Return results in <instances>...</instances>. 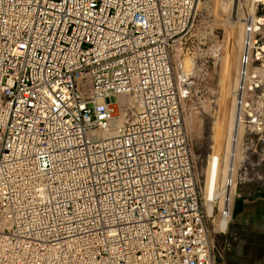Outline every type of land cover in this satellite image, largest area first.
<instances>
[{
	"label": "built area",
	"instance_id": "built-area-1",
	"mask_svg": "<svg viewBox=\"0 0 264 264\" xmlns=\"http://www.w3.org/2000/svg\"><path fill=\"white\" fill-rule=\"evenodd\" d=\"M199 2L0 0V264H223L238 184L264 180V15L225 79L222 229V159L208 200L173 63Z\"/></svg>",
	"mask_w": 264,
	"mask_h": 264
},
{
	"label": "rangeland",
	"instance_id": "rangeland-1",
	"mask_svg": "<svg viewBox=\"0 0 264 264\" xmlns=\"http://www.w3.org/2000/svg\"><path fill=\"white\" fill-rule=\"evenodd\" d=\"M202 1V2H201ZM201 4H198L197 14L193 21L190 31L175 40V48L173 51V63L176 67V78L179 75L180 65L186 64L188 59H192L195 62L193 71L189 76V83L186 84L187 92L184 93V112L186 128L188 129V134L190 136L191 142L194 146L195 157L200 158L202 168H206V188L208 192V169H209V159L214 154L217 149V139L214 138L215 126L217 121L221 118L219 115V108H222V98L224 88V73L227 69V59L229 57V45L231 43L230 34L227 31V27H224L225 23L217 18V13L220 16H225L226 12L221 13L219 11V4L221 0H201ZM226 5H223L224 9L227 10L229 0H222ZM241 1V3H240ZM250 1L251 0H237L236 4L232 5L234 16L240 17L242 19L247 18L250 15ZM224 3V4H225ZM238 3V4H237ZM238 8V9H237ZM240 8V9H239ZM256 13L258 15H264V9L257 4ZM250 17V16H249ZM248 17V18H249ZM244 20L242 21V23ZM227 25V24H226ZM225 25V26H226ZM245 23L242 24L241 37L239 39V44L236 50L232 51V56L235 57L236 66L231 75V89L234 85L238 83L236 73L239 69L241 63V55L244 45V38L246 36ZM234 34V33H233ZM237 36V34H236ZM235 38V36H231ZM242 38V39H241ZM241 40V41H240ZM241 42V43H240ZM223 43L224 49L221 50L220 44ZM228 47H227V46ZM220 49V50H219ZM217 52H216V51ZM222 91V92H221ZM234 95V94H232ZM230 95L228 98V116H227V126L228 130L230 127H235V112H234V100L233 96ZM222 96V98H220ZM202 126V127H201ZM227 130V129H226ZM227 132V131H226ZM228 134H231L228 131ZM227 140L224 139L220 143L225 149ZM230 138H228L227 149L230 150ZM211 148L214 151L211 153ZM234 150V149H233ZM231 152V151H230ZM209 156V157H208ZM224 162L222 164V176L219 186L218 198H221L220 208H224V217H229V210L232 207V202L235 196L236 185L232 184V194L226 196L225 194L229 190L227 182V174L229 168L232 167L230 163L229 152H226L224 157ZM208 159V163H207ZM207 164V167H206ZM205 166V167H204ZM261 174L264 175V164L260 170ZM229 181V180H228ZM228 188V190H227ZM264 195V180L263 181H250L246 183L239 182L237 187V196L234 202V211L236 208V203L239 200H250L257 196ZM231 199V200H230ZM230 200V201H229ZM229 201V202H228ZM213 212V207L209 208ZM217 212V210H216ZM236 218L234 213L233 220ZM227 222V221H226ZM229 221L227 222V224ZM223 226V224H222ZM218 248L223 246L222 238L217 239L216 243Z\"/></svg>",
	"mask_w": 264,
	"mask_h": 264
},
{
	"label": "bare ground",
	"instance_id": "bare-ground-1",
	"mask_svg": "<svg viewBox=\"0 0 264 264\" xmlns=\"http://www.w3.org/2000/svg\"><path fill=\"white\" fill-rule=\"evenodd\" d=\"M201 1V0H200ZM220 1V0H219ZM236 1L237 0H229L227 1L228 2V7H227V10L224 9L223 5H226L225 1L224 3L221 4V2H223L221 0L220 4H219V11L221 13H224V11L226 12L225 16H220L219 13H217V18L222 20V23H225L224 27H227V31L228 33L230 34V45H229V57L227 59V69H226V72L224 73V78L225 77H229L231 79V75H232V72L236 66V60H235V57L232 56V51L236 50V48L238 47V44H239V39L241 37V30H242V21L243 19L240 18V17H235L234 16V11H233V7L232 5L234 4L233 2H235L236 4ZM262 1L264 0H251L250 1V17L252 15H255L256 14V10H257V4L258 3H261ZM202 2V1H201ZM201 2H199L201 4ZM241 3V1H240ZM238 4V3H237ZM238 9V8H237ZM240 9V8H239ZM245 19V18H244ZM246 26V25H245ZM234 33V34H233ZM237 34V36H236ZM231 36H235V38L231 37ZM242 39V38H241ZM241 41V40H240ZM241 43V42H240ZM227 46V45H226ZM228 47V46H227ZM220 48H222L221 50L224 49V45L223 43L220 44ZM220 50V49H219ZM216 51V50H215ZM217 52V51H216ZM195 66V62L192 60V59H188L186 64L184 65V63H182L180 65V70H179V75L177 77V81H178V84L180 85V88H181V92L182 94L184 95V93L187 92V88H186V84H188L189 82V76L191 74V72L193 71V67ZM223 89V98L222 96L220 98H222V114L220 116V120L217 121V124L215 126V135H214V138H218L217 139V149L215 151H219V152H214V154H212V156L210 157L209 159V169H208V172H207V175H208V192H207V199L209 200L210 199V194H211V190H212V186H215L217 185V179L214 180L213 179V168H214V161H213V156H220L221 159H222V164L224 162V157H225V154L226 152H229V155L230 153H232L234 150V147H232V145H230V150L227 149V143H228V138H230V143H231V138L233 135H235V130H236V127H230V130H228V126H227V116H228V98L230 95H232L228 90H226V82H225V79H224V88ZM230 99V98H229ZM202 127V126H201ZM235 128V129H234ZM227 129V130H226ZM188 130V129H187ZM227 131V132H226ZM228 131L231 133V134H228ZM226 139L227 142H226V146H225V149L223 148V151H222V146H220V143L223 142V140ZM231 151V152H230ZM230 163H232V159H230ZM221 176H222V165H221ZM221 176L219 177V186H220V182H221ZM215 181V182H213ZM205 186H206V181H205ZM228 188H227V193L225 194L227 197L230 196L232 194V186H230L228 184ZM207 189V188H206ZM219 193V192H218ZM217 196H219L217 194ZM212 208L213 207V204L211 203H207V208H208V212L209 214H212L213 212H211L209 210V208ZM225 213V212H224ZM224 216V214H223ZM222 224L223 226L221 227L222 229H224L227 225V222H226V218H225V222L223 223V220H222ZM221 224V225H222Z\"/></svg>",
	"mask_w": 264,
	"mask_h": 264
},
{
	"label": "crops",
	"instance_id": "crops-1",
	"mask_svg": "<svg viewBox=\"0 0 264 264\" xmlns=\"http://www.w3.org/2000/svg\"><path fill=\"white\" fill-rule=\"evenodd\" d=\"M228 222V221H227ZM231 249L225 251L223 264H264V195L243 200V208L230 225Z\"/></svg>",
	"mask_w": 264,
	"mask_h": 264
},
{
	"label": "trees",
	"instance_id": "trees-1",
	"mask_svg": "<svg viewBox=\"0 0 264 264\" xmlns=\"http://www.w3.org/2000/svg\"><path fill=\"white\" fill-rule=\"evenodd\" d=\"M230 200H231V199H230ZM230 200H229V201H230ZM229 201H228V202H229ZM242 208H243V199H242V200H239V201L236 203V208H235L234 213L237 215L238 213L241 212ZM226 221H229V217H226Z\"/></svg>",
	"mask_w": 264,
	"mask_h": 264
}]
</instances>
